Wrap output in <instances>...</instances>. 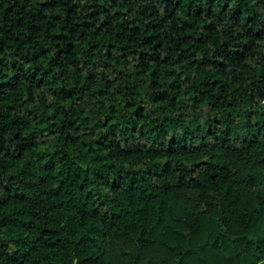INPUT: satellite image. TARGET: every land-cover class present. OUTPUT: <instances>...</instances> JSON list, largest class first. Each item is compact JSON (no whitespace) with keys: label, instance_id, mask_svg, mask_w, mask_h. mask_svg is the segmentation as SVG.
<instances>
[{"label":"trees","instance_id":"obj_1","mask_svg":"<svg viewBox=\"0 0 264 264\" xmlns=\"http://www.w3.org/2000/svg\"><path fill=\"white\" fill-rule=\"evenodd\" d=\"M0 264H264V0H0Z\"/></svg>","mask_w":264,"mask_h":264}]
</instances>
